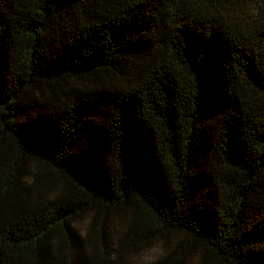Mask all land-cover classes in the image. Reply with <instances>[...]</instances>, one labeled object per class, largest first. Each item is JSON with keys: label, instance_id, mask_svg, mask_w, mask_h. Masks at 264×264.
Returning <instances> with one entry per match:
<instances>
[{"label": "trees", "instance_id": "16d2710c", "mask_svg": "<svg viewBox=\"0 0 264 264\" xmlns=\"http://www.w3.org/2000/svg\"><path fill=\"white\" fill-rule=\"evenodd\" d=\"M0 264H264V0H0Z\"/></svg>", "mask_w": 264, "mask_h": 264}, {"label": "rangeland", "instance_id": "374dc122", "mask_svg": "<svg viewBox=\"0 0 264 264\" xmlns=\"http://www.w3.org/2000/svg\"><path fill=\"white\" fill-rule=\"evenodd\" d=\"M81 222H85V221L82 220ZM152 257H154V251L152 250L151 251L149 250L140 251V252H137V254L135 255V259L137 260H149Z\"/></svg>", "mask_w": 264, "mask_h": 264}]
</instances>
